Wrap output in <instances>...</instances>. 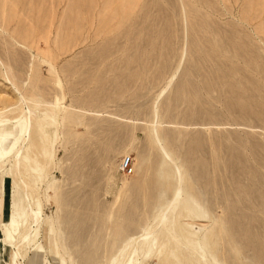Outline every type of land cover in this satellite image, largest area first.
Returning a JSON list of instances; mask_svg holds the SVG:
<instances>
[{
	"label": "rangeland",
	"instance_id": "374dc122",
	"mask_svg": "<svg viewBox=\"0 0 264 264\" xmlns=\"http://www.w3.org/2000/svg\"><path fill=\"white\" fill-rule=\"evenodd\" d=\"M0 196L1 264H264V0H0Z\"/></svg>",
	"mask_w": 264,
	"mask_h": 264
},
{
	"label": "bare ground",
	"instance_id": "6f19581e",
	"mask_svg": "<svg viewBox=\"0 0 264 264\" xmlns=\"http://www.w3.org/2000/svg\"><path fill=\"white\" fill-rule=\"evenodd\" d=\"M240 4V3H239ZM178 73V72H177ZM176 73V74H177ZM176 74L171 78L170 82L168 83V86L165 87V89L161 92L160 94V98L166 93V91L168 90V88L172 85L174 79L176 78ZM31 121V119H30ZM33 122V121H32ZM28 123L25 128H24V132L28 135H31V133L33 134V131H32V126H35L36 123ZM32 123V124H31ZM38 124V123H37ZM35 129V127H34ZM33 129V130H34ZM38 129V128H37ZM32 131V132H31ZM153 134H155L154 136V140L157 144L160 145V148H161V152L163 153V156L166 160H168L169 162H171L173 165H174V170H175V176L177 177L176 178V183H175V191H174V198L173 200L170 202L169 206L167 207L166 211H171L172 213H176V216L175 218L171 219L172 222H177L181 216V214H194L196 212V208L195 207H190L189 205V199H187L185 197V195H183V186H184V182H183V176H182V171H181V168L180 166L178 165L177 161L175 160V158L173 157V155L170 153V151L166 148V146H164L161 142V137L159 136V132H158V128H157V124L155 123V125L153 126ZM25 138V137H24ZM28 140V139H27ZM33 144V143H32ZM31 147V146H30ZM23 150V149H22ZM21 150V151H22ZM20 150L17 151L16 155H15V159H16V163L17 164H20L21 162L24 163L25 159H24V156L22 157L20 154L21 152ZM10 152V151H9ZM24 155V154H23ZM26 155V154H25ZM28 157V156H27ZM26 158V157H25ZM24 160V161H23ZM23 165V164H22ZM25 165V163H24ZM16 166V165H15ZM19 166V165H18ZM21 166V165H20ZM19 166V167H20ZM30 167V166H29ZM18 169V168H17ZM21 169V168H20ZM19 170V169H18ZM17 171V170H16ZM18 172V171H17ZM21 172V171H20ZM16 173V172H15ZM17 174V173H16ZM15 174V175H16ZM20 174V173H18ZM17 174V175H18ZM23 175V174H21ZM23 182V189H24V193L26 194V197H27V202H28V197L30 196V193H29V189L32 190V186L30 183H28L26 180H22ZM1 197V196H0ZM29 207H26V215L27 218H30V220H34L36 222H38L41 215L39 212L35 211L33 208H32V204H28ZM198 211V210H197ZM199 212V211H198ZM196 214V213H195ZM198 214V213H197ZM1 217V216H0ZM2 218V217H1ZM11 219V218H10ZM43 219V218H42ZM168 221V217L165 214L162 215V217L160 218V221L159 223L160 224H163L164 226H166V222ZM11 222V221H10ZM9 222V223H10ZM7 223V224H9ZM31 224V223H30ZM30 224L28 226H30ZM27 226V227H28ZM29 228V227H28ZM6 229V228H4ZM13 229V228H12ZM26 230V229H25ZM33 230V229H32ZM167 230V229H166ZM169 230V229H168ZM152 231V230H151ZM171 234L172 236H174V240H176V236H177V232H176V229H173L171 230ZM180 231V230H179ZM4 232H6L4 230ZM29 233V230L26 231ZM25 232V234H26ZM153 232V231H152ZM170 232V231H169ZM165 233V232H164ZM23 233L19 234V235H22ZM32 234V233H31ZM169 236V235H168ZM30 237V236H29ZM23 240L25 241L26 240V243H27V239H28V235H23ZM21 238V239H22ZM166 238V237H165ZM16 239V238H15ZM18 239V238H17ZM144 240V245H146V248L145 250H147L148 253H150V248H153L154 247V242L153 241H150L148 240V235L145 236L143 238ZM20 241V240H19ZM22 241V240H21ZM23 241V242H24ZM138 241V240H137ZM12 242V241H11ZM18 242V241H17ZM22 242V244H24ZM143 243V242H142ZM19 245V243H17ZM166 244V242H165ZM162 245V244H161ZM19 248V247H18ZM133 254L131 257V260L127 263V264H139V260H140V256H139V253L138 251L135 249V251H133ZM197 254V253H196ZM19 258V257H18ZM202 262V261H201ZM1 264V263H0ZM201 264H208V260L206 258H204V263L202 262Z\"/></svg>",
	"mask_w": 264,
	"mask_h": 264
},
{
	"label": "crops",
	"instance_id": "0c3cea01",
	"mask_svg": "<svg viewBox=\"0 0 264 264\" xmlns=\"http://www.w3.org/2000/svg\"><path fill=\"white\" fill-rule=\"evenodd\" d=\"M10 184H11L10 181L6 179L5 194H4V207H3V215L5 219L8 217V214H9V205H10L9 195H10V189H11Z\"/></svg>",
	"mask_w": 264,
	"mask_h": 264
},
{
	"label": "built area",
	"instance_id": "2783aa9c",
	"mask_svg": "<svg viewBox=\"0 0 264 264\" xmlns=\"http://www.w3.org/2000/svg\"><path fill=\"white\" fill-rule=\"evenodd\" d=\"M122 167L126 174H131L134 170L130 159L125 160L122 164Z\"/></svg>",
	"mask_w": 264,
	"mask_h": 264
}]
</instances>
